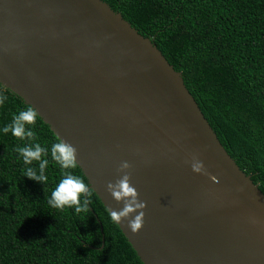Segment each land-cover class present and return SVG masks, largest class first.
Masks as SVG:
<instances>
[{"label": "water", "instance_id": "obj_1", "mask_svg": "<svg viewBox=\"0 0 264 264\" xmlns=\"http://www.w3.org/2000/svg\"><path fill=\"white\" fill-rule=\"evenodd\" d=\"M0 84L75 148L110 214L124 202L107 184L129 162L144 205L114 221L143 264H264V193L181 72L107 2L0 0Z\"/></svg>", "mask_w": 264, "mask_h": 264}, {"label": "trees", "instance_id": "obj_2", "mask_svg": "<svg viewBox=\"0 0 264 264\" xmlns=\"http://www.w3.org/2000/svg\"><path fill=\"white\" fill-rule=\"evenodd\" d=\"M152 39L184 83L227 152L264 193V0H103ZM34 110L0 84V129ZM35 111V110H34ZM31 139L0 131V264H143L97 194L89 211L49 204L65 175L81 168L51 156L61 142L36 113ZM48 151L47 181L24 175L17 148ZM103 242V244H102Z\"/></svg>", "mask_w": 264, "mask_h": 264}, {"label": "clouds", "instance_id": "obj_3", "mask_svg": "<svg viewBox=\"0 0 264 264\" xmlns=\"http://www.w3.org/2000/svg\"><path fill=\"white\" fill-rule=\"evenodd\" d=\"M36 119V112L32 109L19 112L13 119L11 125H6L0 131L9 132L14 136H18L21 139H31L34 136V132L26 125L33 124ZM48 150L41 147L39 144H28L17 148V152L21 155L24 163L31 165L32 162L38 161V171L34 167H28L25 169L24 175L27 178L33 179L37 182L44 183L47 181L45 175V169L48 166V160L43 158L44 154ZM75 148L66 142H58L52 146L51 156L61 165L63 168L75 167ZM121 172L123 173L120 179L116 183L109 182L107 184V190L117 200L123 199L124 209L122 211H112V218L119 220L125 213L132 211L134 208H142L143 201H138L137 194L134 186L129 183V174L125 171L130 168V164L127 161H122L119 165ZM203 169V163L199 162L196 165V170ZM81 194L85 197L89 195L88 185L80 178L65 175V177L59 182L56 189L52 192L49 204L54 207L63 210L65 207L73 208L76 213H87L89 211L88 204L90 201L85 198L81 200ZM130 197V198H129ZM142 213L135 217L134 222H130V230L135 232L141 227L143 223L141 219Z\"/></svg>", "mask_w": 264, "mask_h": 264}]
</instances>
